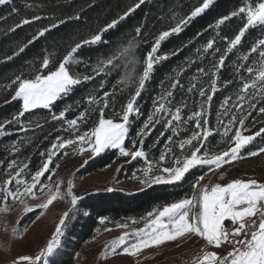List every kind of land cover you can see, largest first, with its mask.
<instances>
[{"label":"trees","instance_id":"1","mask_svg":"<svg viewBox=\"0 0 264 264\" xmlns=\"http://www.w3.org/2000/svg\"><path fill=\"white\" fill-rule=\"evenodd\" d=\"M138 2L139 0H12L10 5L0 6V123L13 120L22 109V101L12 99L16 87L13 81L17 76L33 78L37 69L46 74L48 69H41L43 58L50 59L49 69L54 70L72 46L76 43L82 44L69 65L70 71L81 78V83L74 86L70 94L63 96L49 109H34L21 117V124L7 125L8 134L0 137V182L7 178L11 171L8 165L13 161L16 162L14 168L27 164L24 175H29L40 167L46 158L41 156V153H47L58 136L74 138V134L65 131L68 128L67 120L77 118L80 112L88 108L86 99L90 95L102 98L104 92H108L109 106L104 110V116L119 120L116 113L122 111L134 94L144 68V57L151 50L156 37L162 31L173 27L176 20L188 16L202 0H145L114 28L103 32L101 42L82 43L100 33L112 20L118 19ZM245 2L246 0H213L208 9L192 18L186 26H182L179 33H174L161 42L154 55L167 58L156 62L140 97L136 100L140 114L130 117L131 126L125 141L127 149L132 150L133 139L137 140L139 146L140 138L137 133L147 117L152 114L155 102L168 91L173 92V106L179 105L181 100L187 102L188 107L183 109L182 115L186 116L198 109L201 98L195 93H188L187 87L194 77H199L200 82L207 86V77L200 76L197 69L209 68L211 57L200 60L196 50L202 48L212 37L217 38V46L223 49L224 43L220 37H233L242 21L232 18L218 29L215 27L216 21L229 15ZM13 8L16 9L15 12L12 11ZM37 16L40 19H33ZM25 18L32 22L12 30ZM54 23L58 26L33 40L40 29ZM137 27L141 28L139 36L135 32ZM260 38H264V29H250L237 46V50H234V54H229L226 59L225 67L219 72V90L211 102L212 126L216 124L219 106L224 98H235L239 87L238 77L243 75L245 79L248 78L246 72L235 71L232 62L236 60L237 55L248 52ZM21 48L23 51H20ZM108 59L112 60V64L105 68L104 73L94 71L102 60ZM257 59L255 53L251 54V61ZM253 66L259 67L258 64ZM85 75L91 78L85 81L82 79ZM176 79H179L183 87L172 89L170 86ZM227 79H232L234 83L225 88L222 82ZM62 110H66L65 117L62 120H52V115H58ZM98 119L99 108L96 107L89 111L86 122L79 124L80 133L89 131ZM252 121L256 123L252 124ZM261 122H264V115L253 111L245 122L247 131L243 134L254 133L261 127ZM193 130V125L189 124L186 131L181 130L179 138H184ZM162 131L163 122L155 125L151 134L144 139V148L149 160L158 159L160 153L165 150L167 136L171 134V130L160 136ZM158 137L159 142L153 147ZM177 139L173 137V145ZM209 139L210 152L222 151L228 146L227 138H222L221 134H214ZM260 147H264V139L256 137L242 150L241 155H248L250 151H257ZM67 151L66 156L61 154L53 157V164H59L56 171L70 164V170L77 179L102 172L119 161L115 179L138 180L143 177L142 169L146 166L140 158L128 162L129 158L119 156L117 149L105 150L99 156H91L83 164L76 166L71 162L78 156V152L72 149ZM238 171L254 174L264 172V158L255 166L230 168L223 173V180L217 176L214 181H208L207 174L210 169L205 166L191 170L186 174L185 180L177 185L153 184L137 191L105 185L87 189L80 195L82 199L78 208L70 213L58 247L53 256L48 258V264H85L92 241L104 230L133 221H136V226L141 227L148 218V212L161 210L169 203L190 196L192 183L198 176L206 174L202 184L220 183ZM34 219L35 216L27 218L25 224Z\"/></svg>","mask_w":264,"mask_h":264},{"label":"snow or ice","instance_id":"2","mask_svg":"<svg viewBox=\"0 0 264 264\" xmlns=\"http://www.w3.org/2000/svg\"><path fill=\"white\" fill-rule=\"evenodd\" d=\"M145 0H139L137 4L129 8L118 19L112 20L100 33L94 34L90 40H84L83 44L97 43L102 41V33L114 28L120 20L125 19L135 8L140 7ZM12 0H0V6H7ZM213 3V0H202L188 16L176 20L175 25L169 30L162 31L155 39L151 50L144 57V68L138 79V86L134 94L128 99L126 105L120 113H116L119 120L105 118L104 110L108 108V92H104L103 97L90 95L86 99L88 108L80 112L77 118L67 120L68 128L65 131L74 134L68 138L57 137L47 153H41L46 158L40 167L29 175H24L27 164L13 167L15 161L8 165L11 170L7 178L0 182V212L10 211L11 206L17 202L24 205V212L34 211V207L28 205L26 199H36L38 196H46L45 202L38 205L41 211L46 210L58 199L66 200L69 207L62 213L55 228V235L47 243L43 251L36 256L21 255L17 257L13 264H38L45 258H51L58 247L59 237L62 229L66 227V221L70 213L78 208L81 196L74 192V183L71 179L66 181V190L61 187L65 185L64 180L57 179L53 182V176L59 168V164H53V157L58 155H68V149L78 152V154L89 153L90 156H99L108 149H117L121 157L129 158V161L143 159L146 166L142 169L143 178L140 183L151 186L153 184L177 185L186 178L191 170L208 166L212 171L220 169L225 164L241 158L242 150L251 144L256 137L264 139V122L261 127L252 134L244 135L247 131L246 120L253 111L264 115V38L258 39L242 55H237L233 61L235 71L246 72L248 78L243 75L238 77L239 87L235 98L227 96L221 102L220 111L216 116V124H210L211 102L213 96L219 90V72L225 67V61L229 54H234L237 46L241 44L242 38L250 29H264V0H246L241 6L233 10L229 15L223 16L216 21L215 27L225 24L232 18H239L242 25L238 28L233 37H220L224 43L223 49L217 46V38L212 37L206 41L202 48H198V59L211 57L209 68L199 67L197 72L200 76L207 77L208 83L205 86L200 82L199 77H194L193 82L187 87L188 93H195L201 98L197 110L188 115H182L183 109L187 108V102L181 100L179 105L173 106L171 98L173 92L168 91L159 97L154 104L152 114H150L141 130L137 133V140H132L133 148L129 150L125 147V141L129 135L131 126L130 117L139 115V108L136 100L140 97L147 80L152 73L157 61L166 59L154 55L162 41L174 33H179L182 26H186L192 18L199 16ZM16 11L15 8L12 9ZM78 18V17H77ZM33 19H40L39 16ZM175 19V17H173ZM32 21L25 18L14 26L22 27ZM64 21H60L63 23ZM51 24L38 31L33 40L44 36L51 28L57 27ZM137 36L141 33V28L135 29ZM219 36V32H217ZM31 42V41H30ZM82 47L81 43H76L59 61L54 70L49 69L51 63L48 57L43 58L41 69H48L46 74L40 69L36 70L33 78H22L17 76L13 81L16 84L13 100L22 101V109L13 120L0 123V137L7 135L8 124H21V117L34 109H49L63 96L70 94L74 86L81 83V78L70 71V63L74 60V54ZM23 51V48L20 49ZM255 53L257 60L251 61V54ZM175 54V53H174ZM112 55V53H110ZM194 61H190L193 63ZM112 64V60H102L94 71L104 73L105 68ZM258 64L259 67L253 65ZM91 77L85 75L83 80ZM232 79L222 82L223 87L233 84ZM183 87L179 79H176L171 88ZM230 105V106H229ZM259 105V107H258ZM99 108L98 122L89 131L82 134L79 131V124L85 123L89 111ZM66 115V110H62L58 115L53 114L52 120H62ZM163 122V131L171 130L167 136L168 143L156 160H149L148 153L144 148V139L151 134V129ZM255 124L256 121H252ZM189 124L194 130L184 138H179L181 130H187ZM22 130H26L23 129ZM214 134H221L222 138H227L228 146L217 154H211L209 146L210 137ZM173 137L178 139L173 145ZM159 142V137L153 143V147ZM175 149V150H174ZM202 149L204 151H202ZM177 152L179 154H177ZM264 153V147L257 151H250L248 155L257 156ZM170 158V159H169ZM47 173V176L45 175ZM205 175L198 176L192 183L190 196L179 199L175 202L163 206L162 210L148 212V219L143 227L134 228L131 237L135 240L128 243L129 232H124L121 237L112 241L105 251L116 253L119 246L123 253L136 257L142 250L160 246L167 242H176L177 246H182L189 241H202L200 254L191 260L190 264H264V182L256 179H234L228 183H203ZM219 179H224L223 173H217ZM111 191V189H108ZM103 222V220H102ZM226 222H228L226 224ZM136 221H133L135 224ZM120 227L127 228V224ZM13 229V232H16ZM209 246L213 250H209ZM54 264V262H53Z\"/></svg>","mask_w":264,"mask_h":264},{"label":"rangeland","instance_id":"3","mask_svg":"<svg viewBox=\"0 0 264 264\" xmlns=\"http://www.w3.org/2000/svg\"><path fill=\"white\" fill-rule=\"evenodd\" d=\"M219 152L221 151L210 153L214 155ZM90 157L87 152L82 155L78 154L71 164L75 163L76 166H80ZM263 158L264 153L257 156L241 155V158L230 164L223 165L218 170H210L207 174L208 181H214L217 173H224L235 166L246 168L258 165ZM119 166L120 162L117 161L102 172L92 173L77 179L74 177L72 170H70L69 164L62 166L56 171L55 176H53V182L57 179L64 180L65 185L61 187V190L64 191L66 190V181L71 179L75 185L74 192L79 196L87 189L100 188L103 185L106 187L123 188L127 191H137L147 187V185L140 183V179L143 177L138 180H116L115 175ZM45 175L47 176V173ZM234 179H256L264 182V172L254 174L252 172L238 171L234 175L229 176L226 181L220 183H228ZM46 198V196H38L36 199H26L25 202L33 206L34 211L25 213L24 205L17 202L11 206L10 211L0 212V264H13V261L21 255H39L55 235V228L59 218L68 209L69 205L66 200L58 199L48 209L41 211L38 205L45 202ZM32 216H35V219L29 224H25L27 218ZM119 225L104 230L92 241L90 253L85 264L95 261L104 264H161L168 255L190 251L202 244L200 240L196 242L189 241L182 246H177L176 242H167L160 246L144 249L136 257L123 253V246H119L116 253H112L111 251L106 252L105 249L110 247L112 241L121 237L126 231L130 233V238H126L128 239V243L130 244L135 240L134 237H131V233L134 228H139L136 224H127V228L120 227ZM13 229L17 231L13 232ZM62 235L63 229L58 244ZM209 250H213L211 246H209ZM45 262H48V258L41 260L38 264Z\"/></svg>","mask_w":264,"mask_h":264},{"label":"built area","instance_id":"4","mask_svg":"<svg viewBox=\"0 0 264 264\" xmlns=\"http://www.w3.org/2000/svg\"><path fill=\"white\" fill-rule=\"evenodd\" d=\"M201 245H199L197 248L192 249L190 251L168 255L162 261L161 264H190L191 260L194 259L195 256L200 254ZM42 264H48V262H45ZM90 264H104V263L95 261Z\"/></svg>","mask_w":264,"mask_h":264}]
</instances>
